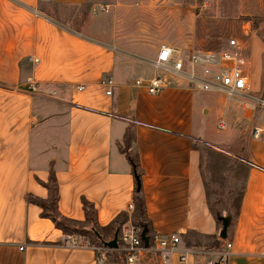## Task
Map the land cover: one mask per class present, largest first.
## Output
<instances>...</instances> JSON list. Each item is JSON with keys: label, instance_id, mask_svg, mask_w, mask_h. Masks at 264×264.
<instances>
[{"label": "crops", "instance_id": "crops-1", "mask_svg": "<svg viewBox=\"0 0 264 264\" xmlns=\"http://www.w3.org/2000/svg\"><path fill=\"white\" fill-rule=\"evenodd\" d=\"M87 3L91 12L102 6L97 0H0V264H105L99 247L73 244L82 239L42 218L27 196L47 198L39 182H47L51 169L62 217L83 222L84 199L102 230L122 213L130 222L133 176L121 151L127 133L150 230L179 237L165 264H264V140L248 142L237 214L222 239L197 143L199 92L171 86L149 95L135 87V80L152 76L159 46L149 58L70 28V12ZM103 79L112 80L110 95ZM200 94L214 96L203 105L212 104L227 120L231 111L221 95ZM58 122L65 124L62 146L44 141L46 134H60ZM135 264L162 263L149 249Z\"/></svg>", "mask_w": 264, "mask_h": 264}, {"label": "rangeland", "instance_id": "rangeland-1", "mask_svg": "<svg viewBox=\"0 0 264 264\" xmlns=\"http://www.w3.org/2000/svg\"><path fill=\"white\" fill-rule=\"evenodd\" d=\"M97 3L106 6V11L91 12V3L73 9L70 28L83 30L93 39L112 46L138 48L141 56L151 58L153 49L162 43H172L186 51L216 52L225 49L228 39H237L249 61L251 100L264 99V0H97ZM195 97L199 103L196 125L203 131L197 143L209 207L215 215L233 216L248 165L251 130L256 123H264V109L221 95L231 111L226 120L216 115L212 104L203 105L214 96L199 93ZM49 115H53L52 111ZM221 120L225 122L223 130L217 127ZM51 121H44V126ZM59 124L61 127L55 130L60 134H46L45 142L62 146L65 124ZM49 130L46 128L44 132ZM100 233L108 241L114 232L106 229ZM76 236L99 247L105 264H124L123 253L118 249L97 246L90 235Z\"/></svg>", "mask_w": 264, "mask_h": 264}, {"label": "built area", "instance_id": "built-area-1", "mask_svg": "<svg viewBox=\"0 0 264 264\" xmlns=\"http://www.w3.org/2000/svg\"><path fill=\"white\" fill-rule=\"evenodd\" d=\"M106 6L98 7L94 13L105 12ZM153 74L146 81L137 79L133 82L135 87H143L147 94L157 95L164 89L176 86L187 90L208 95H225L239 100L243 104L251 103L264 109V99L252 97L251 76L249 61L243 55V48L237 39L230 38L226 42L225 49L220 51L183 50L182 48L162 43L154 61L151 63ZM30 88L35 91L36 85L30 79L27 80ZM101 86L108 88L106 94L110 95L111 79H103ZM217 127L225 129V122L219 121ZM251 137L255 140H264V125L253 127ZM133 204L128 205L127 213L132 215ZM141 231L129 221L121 225L119 232L118 251L123 253L124 264H135L137 255L147 251L158 254L162 264H165L170 254L177 251L179 237L177 235L153 236L151 246L145 248L140 237ZM84 244L83 240H75L73 244ZM230 248V244H226ZM22 250V247L19 248ZM181 255L179 261H184ZM224 256L220 258V261ZM218 264V263H216Z\"/></svg>", "mask_w": 264, "mask_h": 264}, {"label": "trees", "instance_id": "trees-1", "mask_svg": "<svg viewBox=\"0 0 264 264\" xmlns=\"http://www.w3.org/2000/svg\"><path fill=\"white\" fill-rule=\"evenodd\" d=\"M130 140H131L130 134L127 133L124 137V145L121 148L122 153H124L127 161L131 166V173L133 176L132 204L134 207V212L132 215V221L130 220V223L133 226L139 228L140 231H142L144 228L146 229L145 235L148 238V242H149L148 245L150 247L153 241V234L150 230L149 221L146 218L144 197L141 188L142 172L139 167L137 155L131 154L129 151ZM39 184L47 190L48 192L47 198L39 199L31 195H28L27 200L29 203L38 206L42 210L40 216L42 218L49 219L53 223L55 228L61 230L64 234L67 235L75 234V235H83V236L90 235L93 239V242L97 246L101 247L102 246L101 242L95 236V233H98L102 237V234L100 233L102 229L95 222V216H94L95 212L93 206L84 199H82L81 203L85 213V220L83 222H77L66 219L62 217L57 210V200H58L57 185H56L54 173L51 169L49 170V176L47 182L46 183L39 182ZM211 213L215 218V220L217 221V224H220V227H222V225H221V221L218 220V217H229V224H230L232 217L231 215L219 216V215H215L213 211H211ZM236 214H237V208L235 211V215ZM127 220H128L127 214L122 213L113 222H111L107 226V228L113 230V232L118 231L119 234L121 225L124 224ZM215 245H218V242H215Z\"/></svg>", "mask_w": 264, "mask_h": 264}, {"label": "water", "instance_id": "water-1", "mask_svg": "<svg viewBox=\"0 0 264 264\" xmlns=\"http://www.w3.org/2000/svg\"><path fill=\"white\" fill-rule=\"evenodd\" d=\"M218 220L221 221V225H222L219 236H220V238L224 239L225 235H226V229H227V226L229 224V217H218ZM145 233H146V229L144 228L141 231L140 237H141V240L143 242V246L145 248H147L149 242H148V238L146 237ZM95 236L100 240L103 248L108 249V250H117L118 249V242H117L118 231H115L113 233L112 239L108 240V241H104L98 233H95Z\"/></svg>", "mask_w": 264, "mask_h": 264}]
</instances>
